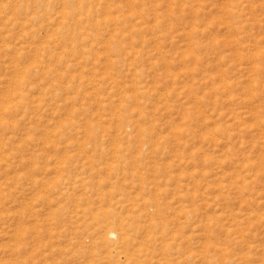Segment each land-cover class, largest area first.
<instances>
[{
	"label": "rangeland",
	"instance_id": "obj_1",
	"mask_svg": "<svg viewBox=\"0 0 264 264\" xmlns=\"http://www.w3.org/2000/svg\"><path fill=\"white\" fill-rule=\"evenodd\" d=\"M0 264H264V0H0Z\"/></svg>",
	"mask_w": 264,
	"mask_h": 264
},
{
	"label": "bare ground",
	"instance_id": "obj_2",
	"mask_svg": "<svg viewBox=\"0 0 264 264\" xmlns=\"http://www.w3.org/2000/svg\"><path fill=\"white\" fill-rule=\"evenodd\" d=\"M13 82V81H12ZM9 89V88H8ZM139 130V129H138ZM32 136V135H31ZM110 235L112 236L113 235V233H110Z\"/></svg>",
	"mask_w": 264,
	"mask_h": 264
}]
</instances>
